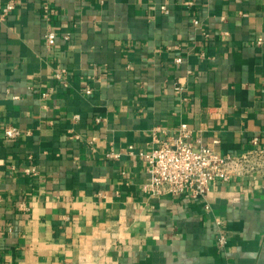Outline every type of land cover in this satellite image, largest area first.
<instances>
[{
	"label": "crops",
	"instance_id": "crops-1",
	"mask_svg": "<svg viewBox=\"0 0 264 264\" xmlns=\"http://www.w3.org/2000/svg\"><path fill=\"white\" fill-rule=\"evenodd\" d=\"M15 2L0 19V264H264V170L193 200L150 190L140 155L182 124L196 151L264 149V0Z\"/></svg>",
	"mask_w": 264,
	"mask_h": 264
},
{
	"label": "built area",
	"instance_id": "built-area-1",
	"mask_svg": "<svg viewBox=\"0 0 264 264\" xmlns=\"http://www.w3.org/2000/svg\"><path fill=\"white\" fill-rule=\"evenodd\" d=\"M185 5L191 6L192 2H186ZM15 7V0H8L2 6L0 19L4 21ZM198 23V20H193L195 26ZM45 41L47 46L55 45L57 32L53 29H48L45 34ZM262 43L263 40L260 39L257 45ZM175 60L177 64L183 63L182 57H178ZM58 77L61 78L62 74H59ZM182 85L180 81L176 88L177 91L183 90ZM86 93L91 94L92 90L87 89ZM157 130L155 129V131ZM21 133V129L13 125L5 127L3 131L6 139L18 138ZM190 134L191 131L188 125L182 124L176 137L169 141H160L155 135L154 142L158 146L140 154L149 165L150 190L157 194L168 193L174 197L189 195L193 200H204L214 182H229L235 177L252 176L264 170V149L259 147L260 139L258 137H253L251 140L253 147L244 154L220 155L209 147H201L197 151L194 150L193 145L189 142ZM130 149L132 150V147ZM107 157L116 159L119 154L111 151L107 154ZM24 172L30 175L38 174L35 166L26 167ZM216 225L218 229V244L220 247H226L228 241L223 231V221L216 220Z\"/></svg>",
	"mask_w": 264,
	"mask_h": 264
}]
</instances>
